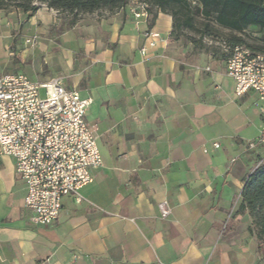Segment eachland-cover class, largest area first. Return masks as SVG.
I'll list each match as a JSON object with an SVG mask.
<instances>
[{
  "label": "crops",
  "instance_id": "crops-1",
  "mask_svg": "<svg viewBox=\"0 0 264 264\" xmlns=\"http://www.w3.org/2000/svg\"><path fill=\"white\" fill-rule=\"evenodd\" d=\"M13 15L0 23L9 47L0 72L61 77L91 97L87 120L103 165L81 201L64 196L58 219L43 225L25 207L15 158L2 156L0 264H258L253 217L240 206L264 162V144L248 148L263 117L255 92L235 94L219 48L213 56L174 46L173 18L161 11L153 23L128 7L81 14L73 25L48 6L4 17ZM150 28L162 42L143 55Z\"/></svg>",
  "mask_w": 264,
  "mask_h": 264
},
{
  "label": "built area",
  "instance_id": "built-area-1",
  "mask_svg": "<svg viewBox=\"0 0 264 264\" xmlns=\"http://www.w3.org/2000/svg\"><path fill=\"white\" fill-rule=\"evenodd\" d=\"M125 7L137 21L152 18L150 0H130ZM145 37L140 48L143 55L162 42L154 28ZM25 42L36 47L40 40L34 35ZM209 43L225 57L235 94L253 91L259 97L263 125L258 136L248 142V148L254 149L264 144V51L232 44L223 37H212ZM92 102L91 97L82 98L77 90L66 88L61 77L39 82L22 72H0V158H15L16 172L26 188L25 207L38 224L58 219L64 196L73 194L81 201V188L93 181V171L103 165L97 130L87 120ZM158 208L161 218L172 212L167 200Z\"/></svg>",
  "mask_w": 264,
  "mask_h": 264
},
{
  "label": "trees",
  "instance_id": "trees-1",
  "mask_svg": "<svg viewBox=\"0 0 264 264\" xmlns=\"http://www.w3.org/2000/svg\"><path fill=\"white\" fill-rule=\"evenodd\" d=\"M150 12L153 23L161 11L173 18L172 38L182 34L184 28L195 29L192 3L200 6L203 17L208 21L204 37H223L232 44H245L237 36L227 38L214 36L210 21L234 31L244 32L252 26L264 31V0H150ZM130 0H0V11L17 10L28 17L33 16L45 4L59 10L62 14L71 15L70 25H73L80 14L93 13L99 10L116 11L125 7ZM248 45V44H246ZM255 50L264 51L262 46H252ZM243 202L240 210L248 209L253 217L251 230L258 240V251L261 256L258 264H264V163L249 175L243 189Z\"/></svg>",
  "mask_w": 264,
  "mask_h": 264
},
{
  "label": "rangeland",
  "instance_id": "rangeland-1",
  "mask_svg": "<svg viewBox=\"0 0 264 264\" xmlns=\"http://www.w3.org/2000/svg\"><path fill=\"white\" fill-rule=\"evenodd\" d=\"M194 6L192 8V14L194 16L195 20V29H188L184 28L182 31V34H179V37L173 36L172 42L173 45L178 47L179 49L188 50V52L195 53V54H212L214 56V46L210 45L209 40L211 37L204 36V32L209 30L208 27H206V24H208L207 20L203 17L201 13L200 6L196 3H192ZM20 12L17 10L12 11H0V23L2 21H16L15 16L11 17V19H5V15H8L10 13ZM25 14V13H24ZM67 19L71 18V15L64 14ZM81 16V14L78 16V18ZM22 20V19H21ZM20 21V20H19ZM210 26L212 29V33L214 36H224L227 38H232L233 36H237L242 38L245 41V44L252 45V46H262L264 47V31L260 29L259 27L252 26L246 29L244 32H238L231 30L229 28H225L223 26H220L216 24L213 21H210ZM8 50L9 47L5 46L3 43L2 38H0V59L4 60L9 58L8 56ZM41 96H45V89L41 90ZM264 163V162H262Z\"/></svg>",
  "mask_w": 264,
  "mask_h": 264
}]
</instances>
